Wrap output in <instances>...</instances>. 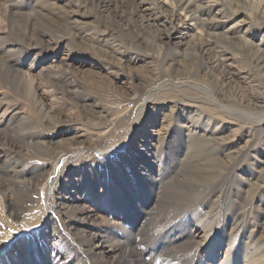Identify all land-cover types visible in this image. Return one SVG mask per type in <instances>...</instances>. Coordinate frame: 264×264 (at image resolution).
<instances>
[{"label": "rangeland", "instance_id": "obj_1", "mask_svg": "<svg viewBox=\"0 0 264 264\" xmlns=\"http://www.w3.org/2000/svg\"><path fill=\"white\" fill-rule=\"evenodd\" d=\"M130 2L140 29L114 0H0V264H99L76 237L104 227L142 263L264 264V0Z\"/></svg>", "mask_w": 264, "mask_h": 264}, {"label": "bare ground", "instance_id": "obj_2", "mask_svg": "<svg viewBox=\"0 0 264 264\" xmlns=\"http://www.w3.org/2000/svg\"><path fill=\"white\" fill-rule=\"evenodd\" d=\"M90 1L93 2V3L96 2V5L98 4V5L104 6V7L107 6V3L109 2V0H90ZM195 1L196 0H175V7H179V8L184 9L186 12H189L188 14H190L191 16H193L194 19H197L198 17L197 16H194V13L197 10L194 11L192 9V7H196V6H194V2ZM114 2L117 3L116 5H118L117 7L119 9L118 12H120L117 15H120L121 17H123L124 18L123 21H125L127 23V25H132L133 23H136L135 27L140 29V28H142V27H144L145 25L148 24V20H147L146 16L143 15V14H141V12L138 11V7L135 4H133L132 2H130V0L129 1L128 0H114ZM13 12H12V14H14ZM16 26H18V25H16ZM199 44H200V47H204V45H205L203 42H199ZM216 162L217 161L215 159H209L208 160V163L209 164H212L214 166H215ZM204 173H207V172L204 171ZM208 173H209L208 174L209 176L206 175L208 177H206V176L204 177V181H203L202 184L198 183L199 182L198 181V176H196L198 174V171L197 170L194 171L193 177H191V176L190 177H184L182 179V181H181V184H182L183 188L187 192H189L190 194H195V193H197V191H198L199 188H201L202 186H204L206 184L205 182L209 183L208 181H210V180H212V181L213 180H216L214 178L216 177L217 174H216V172L214 170L211 169V170L208 171ZM195 177H197V178H195ZM165 190H167V189H164L163 191H165ZM138 193L139 194H142L141 192H138ZM167 194H168V190H167ZM161 197H159V198H161ZM122 209H124V208H122ZM155 209H156V207H155ZM128 211H130L129 213H127V216L128 217H131L132 215H134V214H130V213H136L137 212L135 209L134 210H128ZM157 211H159V210H157ZM146 212H150V209H148ZM158 216L157 215H155V216L153 215L150 219L154 220V218L156 217L157 218V221H153L152 222L150 220L151 221V222L149 221L150 224H148L147 221H142V223L140 224V232H139V234L141 235L142 233L146 232L149 229V225H151V224H152L151 226L152 227H155V228L156 227L158 228L159 226L161 228V226L165 225L166 218L160 216L159 214H158ZM116 224L120 225L121 223L118 222ZM144 228H146L145 231H144ZM112 229H113V227H104L103 229L98 230L96 233H94V234L92 233V235L89 238L87 237V235H86L85 232L84 233L83 232L82 233H78V234L76 233L77 236H78L76 238H79L80 245L82 246V248L84 247L83 248V251L87 254V256L89 258L93 259L95 262L99 261V264H134V262L136 261L135 259H137V260L140 261L139 264H147L146 262H143L142 263V261L140 260V258H141L140 256H142V252H141L142 250L140 249L141 250L140 251L141 252V255H140V253L135 248V247H137V244L140 245V243L142 241L141 240L138 241L137 240L138 238L136 239L135 237L130 238V236H129L130 231L123 229L122 226H121V229H123L124 237L125 238L123 240H121L120 238H117V237H115L113 235ZM170 232L172 233V231L170 230V231H167L166 234H170ZM171 236L172 235L166 236L167 242L172 241V237ZM125 245H126V247H129V252L127 251L128 252L126 254L127 257H125V255H124L123 256V259H122L121 258L122 255L120 256V253H123L124 251L123 252H119V255L116 254V251H117V249H118V251H120L119 249L120 248L122 249ZM126 247H124V248H126ZM194 249H196V248H194ZM105 251H109V254L106 255L105 254ZM173 251H175V250H173ZM178 253H179V250H177V251H175V252H173L171 254L172 256L174 254V256H175L174 258L177 257L176 258V264H186V262L183 261L184 258L182 259V256L181 255H178ZM215 255H216L215 251H212L211 252V256L212 257H215ZM106 256L111 257L112 258L111 259L112 261L109 262V263L108 262L105 263L104 260H105ZM229 263H231V262H229ZM229 263L228 262H225V264H229ZM159 264H164V263H159ZM166 264H168V263H166Z\"/></svg>", "mask_w": 264, "mask_h": 264}]
</instances>
